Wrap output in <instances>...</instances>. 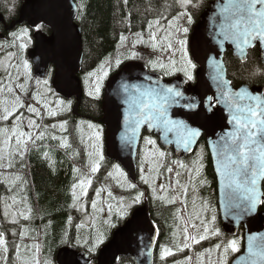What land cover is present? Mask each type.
Returning <instances> with one entry per match:
<instances>
[{
    "label": "snow or ice",
    "instance_id": "snow-or-ice-1",
    "mask_svg": "<svg viewBox=\"0 0 264 264\" xmlns=\"http://www.w3.org/2000/svg\"><path fill=\"white\" fill-rule=\"evenodd\" d=\"M176 2L183 8H187L192 4V0H176ZM125 3H127V0H125ZM184 17H186L188 25L193 23L192 16L187 11H182L171 19H168L166 26L161 24V19L150 20L147 25L148 42L153 50L158 49L162 53L169 52L173 57L177 51L174 47V42L178 44L181 62L184 65L181 70L184 71L188 80H192L193 75L191 70L195 68V65L189 59L187 40L185 38L189 28L179 24V21ZM216 17H218V20L215 22L216 30L213 33V37L220 38L221 43L225 41L232 43L241 56L246 57L247 50L250 47L256 46L255 42H259L260 46L264 48V0H223L216 13ZM37 30H39V26H37ZM22 32L24 35H27L26 29H23ZM160 33H163V35H160ZM135 35L138 40L133 42V47H135L137 42H145L141 33H136ZM125 39L126 37L121 34V43ZM24 47V44L20 45L21 49ZM133 55L135 54L133 53ZM9 57H11V53H9ZM120 63V59H117L116 65L118 66ZM175 65L176 61L170 58V67L163 63H160L159 67L161 69L169 68V71H176ZM156 66V62H153V67L155 68ZM22 67L26 79L23 83H17L21 79L20 65L11 62L5 63L0 60V71L4 73L0 76V121L8 122L11 119L10 128L0 127V168H11L16 156H19L23 160L25 153L28 151V144L35 145L37 141H42L47 135L46 128L41 130V125L37 122L44 118L41 111L33 104L26 105L21 98L22 95L28 92L27 80L30 79L28 62L23 61ZM216 68L218 71L211 77L219 89V95L215 99L225 104L228 124L231 126L230 130L224 132L215 142L216 157L220 166L222 182L229 189L230 204L239 210L237 213L239 217L254 213L258 206L264 204V95L253 94L247 89H240L238 91L229 89L226 86L229 82L224 80L221 74L222 69H220L219 65ZM100 71L102 75L99 76H96V73H89V76H96V80L93 82V91L89 93L96 97H99L102 80L108 75L104 64L100 65ZM36 83L37 85L43 84L47 86L48 80H37ZM17 90L20 94H17ZM49 91L51 90L45 88L41 92L34 93L32 99L37 104H40L47 116L54 117L58 112L49 107L52 103L47 100V93ZM133 92L135 95H129L125 100V103L129 106L130 114V133H126L123 138L125 144L131 145L141 125L147 124L149 128L162 126L166 133L175 130L177 133V145L183 144L184 149L187 151L200 135L199 130L189 128L183 122L170 120L167 116V108L174 102L175 98L181 97L182 93L173 87L161 86L158 81H153L143 90L134 88ZM208 99L209 108H211L213 98L209 97ZM55 103L57 109L67 107L63 100L57 99ZM25 112L30 115H25ZM25 127L28 129L27 131L24 130ZM51 127L56 128V125H51ZM59 127L65 129V123H61ZM88 127L93 129L92 136L89 138L93 142L90 145L86 144V151L87 147L90 146L92 151L87 154L92 161L90 164V174L94 176L99 171L100 161L104 157L101 152V135L98 127L92 124H89ZM52 139H56V137L53 136ZM145 144L152 146L148 152L153 159H151L147 172H145L143 166L145 161L142 159L140 179L152 189L154 198L162 202L166 201L169 204H175L179 201L183 206L185 215L187 216V220L183 221V243H179L178 238L174 240V243L179 251H183L184 249L191 250V245L208 239L210 233L208 222L196 210L195 198H193L192 202L193 212H187L189 188L191 187L193 191L195 190L196 181L193 176V169L188 168L187 165L180 161L172 162L177 165L178 169H183L187 172L188 180L186 183H182L181 177L184 173L174 170L173 167L163 163L167 157V153L156 148V142L149 137H145ZM44 155L47 156L48 154L45 153ZM193 163L197 165L194 171L196 176H198L203 168L202 160L198 158ZM113 169L117 174L116 178L124 177L126 179L125 173L119 165H113ZM161 169L169 174L173 172L175 174L174 177L169 178L168 183L157 185V179L164 178ZM79 172V169L73 168L74 174ZM108 177H113V172H109ZM19 180L20 177L17 176L9 182L8 190L11 191L16 181ZM205 182L203 180L199 181L201 185ZM91 185L92 179L85 175H81L73 183V204L71 207H77V210L82 207V205H78V202L82 197L87 196L88 188ZM132 187H134L133 184H128V188ZM103 190L96 189V197H100ZM21 191H23V188H21ZM143 195V192L138 193L132 198L131 204H126L121 200L119 202L117 218L122 219L126 217L132 204L139 203ZM108 197L112 198L110 191L108 192ZM10 199L12 201L11 204L5 202L4 218L12 224H16L18 218L28 220L31 209L27 207L26 200L23 198L17 199L16 196H12ZM21 203H24V209L13 210L14 205ZM99 204V199H92L91 206L94 212L103 211V208L98 207ZM112 207V204H107L109 217L112 215ZM201 207L206 209L207 204L204 203ZM71 219L70 216L69 223H71ZM177 219H180L179 215H177ZM197 220L199 224L196 223ZM214 221L215 216L212 218V222ZM105 223L109 227H115L114 224H111L110 220ZM76 227L79 229L81 225L78 224ZM177 228H179V225ZM190 228L195 229V232H189ZM201 228L202 232L200 231ZM27 231V229L21 228L18 233L13 232L12 235L16 236L18 234L22 242L26 237ZM212 234H218V231H214ZM173 235L177 237L176 232ZM104 240V234L99 233L91 238L90 245L88 239L84 240V244L89 245L87 250L89 253H92ZM13 244L17 264H40L36 258V254L40 251L38 245H26L15 241ZM221 248L222 251H220ZM33 249H35V253ZM214 250L218 253L215 261L211 259ZM239 251L240 240L234 238L226 244H216L214 249H205L204 252L197 253V264H204L203 257L205 253L209 256L208 264H228L227 256L229 252L237 253ZM8 253L9 247L6 235L4 231H0V257H2L0 264H9L10 258ZM174 254L172 249L162 246L160 258L163 260ZM190 260L191 257H186L184 264H187ZM240 260L244 261L245 264H264V237L258 238L256 235L248 236L246 256L240 257ZM45 264H49V262L45 261ZM85 264H88V262L85 261ZM177 264H181V262H177Z\"/></svg>",
    "mask_w": 264,
    "mask_h": 264
},
{
    "label": "water",
    "instance_id": "water-1",
    "mask_svg": "<svg viewBox=\"0 0 264 264\" xmlns=\"http://www.w3.org/2000/svg\"><path fill=\"white\" fill-rule=\"evenodd\" d=\"M223 0H213L202 13L194 26L190 39L189 51L197 66L195 84L187 85L182 77L165 80L160 75L148 71L145 65L130 62L107 81L101 102L102 119L99 124L105 128V151L109 161L117 163L128 174L131 181L137 178V154L143 132L154 135L165 150H172L178 159L193 154L203 139L207 145L217 183V203L222 231L227 236H235L240 228L244 232L243 251L231 264H245L240 257L246 256L247 238L250 235L264 237V204L258 206L254 213L237 216L238 209L232 207L229 200V189L224 186L220 175V166L216 157L215 142L226 131L230 130L225 104L218 102L219 95L216 82L211 78L222 69L226 85L233 91L247 89L253 94L264 95L263 87L242 86L234 88L228 80L225 67V55L231 53L239 62L246 63L248 52L259 48V61L264 66V48L259 42L247 50L246 57L241 56L232 43H221L214 38L216 13ZM79 9L74 0H25L18 20L5 31L15 26L27 25L34 29L42 26L50 31L35 32L34 47L28 53L34 76L44 79L53 69L52 88L65 100L74 99L76 104L72 111L80 107L83 99V87L80 80L83 63V39L81 28L76 24ZM2 21V18H1ZM153 81L161 86L173 87L182 93L167 108L168 119L183 122L189 128L197 129L200 135L186 151L183 144L176 143V131L165 132L162 126L149 128L141 125L131 145H126L124 137L130 133L129 106L125 100L135 95L134 88L143 90ZM209 97L212 107L209 108ZM191 105V107H189ZM170 141V142H169ZM159 240V232L152 223L148 204L136 209L130 219L116 229L111 239L98 252L96 264H118L121 259H129L133 264H154V254ZM91 264L89 256L75 248L64 247L56 254V264Z\"/></svg>",
    "mask_w": 264,
    "mask_h": 264
},
{
    "label": "trees",
    "instance_id": "trees-1",
    "mask_svg": "<svg viewBox=\"0 0 264 264\" xmlns=\"http://www.w3.org/2000/svg\"><path fill=\"white\" fill-rule=\"evenodd\" d=\"M24 1L25 0H0V22H3L1 21V18L2 20H5L7 24L17 20L19 11ZM74 1L79 9V15L77 18L78 21H76V24L81 28L83 39L82 72H84L85 69L87 72L92 69H98V67L103 62H109V59H112V56L114 54H117L116 48L120 47L118 45L121 43V34H123L125 37H129V35L132 33L142 32L143 30L147 29V25L150 20L161 19L167 21L173 16H176L179 13L178 11L180 10L176 0H127V3H125V0ZM197 1L192 0V4H194L195 6H189L190 9L188 11L192 16L193 23L189 28L187 37H189L192 27L198 21L199 16L203 13V11L207 8L209 2H211L212 0H203L199 6H196L198 4ZM198 7H200V10L198 13H196L195 9ZM1 28L2 24L0 23V31ZM22 30L23 28L21 29V27H19L18 31ZM40 30H42L44 33L49 32L48 29L41 28ZM16 31L17 30L8 35L7 39L10 40L9 43H1V45L4 46V49L15 48L13 46L15 43H18V40L16 39V37H13V35L18 32ZM30 40L32 43L31 37ZM124 64H122L119 68H121ZM225 66L227 70L228 80L231 82L232 87L239 88L242 86H248L250 88H264V66L259 61L258 54L249 52L246 63L242 64L237 59H234L230 53H228L225 56ZM118 69L112 71L109 77ZM149 71L161 75L159 70L156 71L149 69ZM81 77L84 79L86 75H81ZM173 77L164 78L171 79ZM84 93L85 96L81 101L80 107L76 109L75 114L71 112L72 109H69V112L68 110H66L65 117H68L67 124L73 125L79 119H88V121L90 120V122L98 124L99 120L102 119L101 102L103 92L98 100H89L90 98L87 94V91H84ZM44 129L45 128H43L42 130ZM46 130L48 129L46 128ZM51 131L53 134L60 135L55 130ZM56 140H58V143L54 144L52 139L48 140L47 136H45L42 141L36 142V144H39V147L35 149L36 151H29V146L31 145V143H29L28 151L25 153L24 159L21 160L19 156L14 157V160L19 161V164L15 168H11L9 172L12 174V176H19L20 180L17 181V183L19 182V184H23L25 187V194L23 196V199L26 200V203L29 205V207L32 208V217L36 223L34 225L35 231H41V228H45L46 225H53L52 233L49 234V232H47L46 240H50L54 244L56 250L54 256L56 257L57 251L60 248L66 247L61 245L58 246V242L62 238H64V236H66L69 237L67 246L76 247L78 251L86 252L92 259L93 263H95L96 256H94L95 254H90L88 252V246L83 247L75 242V240L78 241L77 235L79 229H77L76 227V220L78 215L76 212V208L71 207V205L73 204L72 185L79 179L77 177V173H73V168H77L86 173L85 171L87 169V166L84 163L86 147L83 146L79 141L77 143L73 141V143L71 142L69 145L71 146V148L68 149L66 147V143L62 141V139ZM152 140L154 139L152 138ZM154 141L158 146L157 141ZM42 145H44V147H42ZM52 147H54L55 150L50 149ZM72 148L76 149L82 155L83 160H77L76 154ZM199 148L205 151L208 164V177L210 178L211 185L215 187L216 190V179L212 170L213 168L211 159L204 140H201L199 142V146L193 154L183 159H178L173 155L171 151H165L164 149L159 147V149L166 152L169 157V159H165L163 163L166 162V165L171 166L174 168V170H179L183 173L184 170L178 169L177 165L173 164L172 162L180 161L185 165L189 164L190 162H192L191 159H193ZM45 153H47L48 155L45 156ZM83 164L85 165V167ZM111 164L112 163L105 157V167L102 168L101 173L99 172L98 175H104L106 170L105 168ZM168 174L169 173L163 170L164 178L161 179V182H159L157 185L161 183H168ZM174 174L175 172L171 173V177H174ZM125 176L126 180L131 184V181L129 180L127 175ZM165 176H167V178H165ZM194 177L196 180L197 178H199V175H195ZM199 187L200 186L197 182L194 191L191 187L189 188L188 195L192 196V198H195L196 192ZM7 194L9 193L5 190V187L0 184V208L1 204L5 205V196ZM148 197L150 200V213L152 218L154 219L155 217L157 219H161L160 221H158L161 244V241L165 236V231L162 228V225L168 218V214L163 213V210L166 209V204H164L159 199L156 200L153 196L152 191L149 192ZM144 199L145 197H143V200ZM70 216L72 218L71 223H69ZM129 216L130 214L125 217V219L119 226L123 225L124 222L129 218ZM9 226H13V224H9ZM4 227V220L0 217V231H6ZM110 238L111 235L108 238L107 242L110 240ZM226 238H228L229 240L236 238L241 242L240 235L236 237ZM159 246L156 249L154 264H160L158 260ZM170 249H172L174 253L177 252V248L175 247V245H172ZM236 255L237 253L233 255L232 259ZM118 264L133 263L129 259H121Z\"/></svg>",
    "mask_w": 264,
    "mask_h": 264
},
{
    "label": "rangeland",
    "instance_id": "rangeland-1",
    "mask_svg": "<svg viewBox=\"0 0 264 264\" xmlns=\"http://www.w3.org/2000/svg\"><path fill=\"white\" fill-rule=\"evenodd\" d=\"M197 1V0H196ZM203 0H198V4L196 6H199L201 4ZM194 5V4H191ZM189 5V6H191ZM180 10L178 11L179 13L182 11H187L189 13V9L190 7L188 6L187 8H183L178 4ZM196 13L199 12L200 7L195 9ZM162 25L166 26L167 25V21L166 22H161ZM179 24L186 26L188 28L191 27V25H188L186 22V17L182 18L179 21ZM28 32V31H27ZM137 33H141L143 38H144V43H139L137 42L135 44V47H133V42L137 41L138 38L135 35L136 33H132L129 35V37H126L125 41L123 43H120L117 49V54H114L112 56V59H109V62H103L102 64L105 65L106 70L108 71V75L107 77H105L102 82H101V88H100V94L99 97L101 96L103 90H104V85H105V81L108 79L109 75L111 74L112 71L118 69L122 64L124 63H128V62H138V63H142L145 64L149 69L152 70H156L161 73V75L165 78L168 77H173V76H181L187 83H193L194 81V74L196 71V66L194 69H192V75H193V79L192 80H188L187 77L184 74V71L181 70L184 65L181 62V54L179 52V45L175 44L174 42V47L177 49L175 56L173 57L171 55V53L169 52H161L158 49L157 50H153L150 43L148 42V28L143 30L142 32H137ZM160 35H163V33H160ZM188 35V33H187ZM13 37H16V39L18 40V43H15L13 47V49H3V46L0 43V54L1 53H7L6 57H3L2 61H4L5 63L11 62L13 64H17L20 65V75H21V79L19 81H17V83H23L24 80L26 79L25 74L23 72V67H22V62L23 61H27L29 64V74H30V79L27 80V87H28V92L27 94L22 95V100L23 102L27 105V104H33L35 107H37L41 113L43 114L44 118L42 120H38L37 122L41 125V130L43 128H47V138L48 140H51L53 136L56 137V139H62V141L66 142V147L68 149L71 148L70 143L73 141L74 142H80L83 146L86 147L87 145H90L93 141L90 140L89 138L92 136L93 133V129H90L88 127L89 124L92 125H96L100 131V135H101V152L102 155L104 157V159L102 161H100V168L99 171L92 176L90 174V164H91V159L88 156V152H91L92 149L91 147H87V151L85 153V158H84V163L87 166L86 169V173H84V171L80 170L79 173H77V177L80 178L81 175H85V176H89L92 179V185L88 188V194L85 197H82L80 199V201L78 202V205H82V207H80L79 210H77L76 208V212H77V225H81V228H79L78 231V241L75 240V242L80 245V246H89L91 244V238L93 236H95L96 234L102 233L105 236V240L102 244L99 245V247H97L95 249L94 252H92L93 254H95L94 256L97 255V252L99 251V249L107 242L108 238L110 237L111 233L113 232V230L118 227L123 220L125 219H118L117 218V212L119 211V202L121 200H123L126 204H131L132 203V198L135 197L138 193L143 192L144 195L146 196V190L147 191H152V189L145 183H143L140 179V165L142 162V159L145 161L144 162V169L145 172H147L149 164L151 162V156L150 153L148 152V150L152 147L151 145H146L145 144V139L143 140L140 149H139V155L137 157V167H138V171H139V175H138V182L137 185L133 184L134 187L132 188H128V184H130L124 177H118L116 178L117 174L114 172L113 169V165H109L107 166V168H105V174L102 176H99L98 173L102 171V168L105 167L104 163H105V155H104V151H103V142H104V133H103V129L100 125H98L97 123L94 122H90V121H82V120H78L76 121L75 124H67V118L65 117V112L66 110L72 109L73 107V102H69L66 101L65 104L67 105V107H64L62 109H57L56 103L55 101L57 99H60L59 97H55L56 95L53 93L52 91V87H51V79H52V73H49L48 76L45 78L48 80V85L44 86L43 84L37 85L38 87L31 90L32 87V83L34 81H37V79L34 78L33 73L31 71V65L27 59V50L30 47V37L27 33V35H24L22 31H18L17 33H15L13 35ZM187 40V51H188V55H189V59H191L190 54H189V50H188V42H189V37H185ZM24 44L25 47L23 49L20 48V45ZM31 49V48H30ZM10 51L12 52L11 54H14V56L9 57V53ZM9 52V53H8ZM130 52V53H129ZM133 53L135 55H133ZM170 58L174 59L176 61V71H169V68H165V69H161L159 67L160 63H163L167 66L170 67ZM120 59L121 63L117 66L116 65V60ZM1 60V58H0ZM192 61V60H191ZM153 62H156V67H153ZM193 63V62H192ZM194 64V63H193ZM86 71V69H85ZM84 71V72H85ZM81 72L80 74V79L82 82V86H83V90L86 92L89 96V100H98L99 97H96L95 95H90L89 93L93 91L94 88V81L96 80V76L102 75V72L100 71V66L98 67V69H92L89 72ZM89 73H96V76H89ZM4 73L2 71H0V76H2ZM81 75H86V77L83 79L81 77ZM43 81V80H42ZM45 88L50 89L51 91H49L47 93V100L51 101L52 103L49 105V107L53 110H57L58 114L54 117H49L47 116V114L45 113L44 109L41 108L40 104H37L33 99H32V95L34 93L37 92H41L43 91ZM17 94H20L19 91L17 90ZM55 95V96H54ZM85 96V93H84ZM86 96V97H88ZM9 99H11V97H9ZM23 111V110H22ZM25 115H30L28 113L25 112ZM72 115V113H71ZM61 123H65V129H61L59 127V125ZM51 125H56V128H52ZM0 127H11V119L8 122H2L0 121ZM25 131H27L28 129L25 127L24 129ZM51 130H55L57 131L60 135L57 134H53ZM56 139H52L54 144L58 143V140ZM14 143V140H13ZM39 144H35V145H30L29 146V151H36L35 149H37L39 146ZM47 145V144H46ZM42 147H44V145H42ZM48 147V146H46ZM156 148L159 149V147L156 144ZM50 149H54V147L50 148ZM73 151L76 154L77 160L81 161L83 160L82 155L74 148H72ZM55 150V149H54ZM197 150V149H196ZM52 151V150H50ZM160 151H163L160 149ZM199 159L202 160L203 163V168L201 169L200 173H199V178H197L195 181V185L199 184V189L196 192L195 195V200H196V210L200 212V215L202 218H204L207 222H208V226L210 228V233L208 236V239L200 241V243L198 244H194L191 245V250L189 249H184L183 251H179L177 249V252L174 255L168 256L165 259H161L160 258V254H161V248L163 247H172V245H175L174 240L178 238L179 243H183V233H182V229L184 227V223L183 221L187 220V216L185 215L183 206L179 203V201L175 204H169L166 201H163L164 204H166V209L163 210V213H167L168 214V218L166 219V221L163 223L162 228L165 231V236L164 239L161 241V244L159 242V254H158V260L160 264H177V262H181V264H184L185 262V258L186 257H191V260L187 262V264H197V253H201L204 252L205 249H214V246L216 244H226L229 239L226 238L222 232H221V227H220V219H219V211H218V204H217V195H216V190L215 187H213L211 185L210 182V178L208 177V164H207V157L205 155V151L202 149H198V151L196 152L195 156L193 157L192 162H190L189 164H187L188 168L193 169V176H195V167L197 166L196 164H194V161H197ZM166 159H169L168 155L166 157ZM188 162V161H187ZM89 163V164H88ZM166 163V162H165ZM19 161L14 160L13 166L11 168H15L16 166H18ZM84 165V164H83ZM85 167V165H84ZM11 168H0V183L5 187V190L9 193L5 196V202H7L8 204H11L12 201L10 199V197L12 196H16L17 199H21L23 198L24 194H25V187L23 184H19V182L15 183V186L12 188L11 191L8 190L9 188V182H11L16 176H12V174L9 172ZM183 170V169H182ZM161 171L163 172V169H161ZM109 172H113V177H108V173ZM169 178L171 177L170 174H168ZM165 178H167V176H165ZM168 178V180H169ZM199 179V180H198ZM161 179H157L156 184H158ZM188 180V176H187V172L184 171V176L181 177V181L182 183H186ZM200 180L206 181L205 183H203L202 185L199 183ZM142 186V190H139L137 188H140ZM21 188H23V191H21ZM104 189L103 191H101L100 197H96V189ZM77 191H79L77 189ZM112 193V198L108 197V192ZM148 192V193H149ZM162 194V193H161ZM131 195V196H130ZM154 196V195H153ZM147 197V196H146ZM148 198V197H147ZM92 199H99L100 200V204L98 205L99 208H103L102 212H94L91 206V201ZM149 199V198H148ZM156 199V198H155ZM143 200V197L141 198L140 201ZM157 200V199H156ZM1 202V201H0ZM193 198L192 196L187 197V212L188 213H192L193 212ZM110 203L112 204V215L111 217H109V213H108V208H107V204ZM206 203L207 204V208L204 209L201 207L202 204ZM137 203L132 204L131 208L128 210V214L131 212L132 208L136 205ZM25 205L24 203L18 204V205H14L13 206V210H20V209H24ZM27 207L31 209L30 212V218L28 220H23L18 218V221L16 224H13V226H9L10 223L8 220H6L4 218V212H5V205L1 204V212H0V217L4 220V224H5V230L4 233L6 235V240L8 242V247H9V264H17L16 258H15V249H14V244L13 242H17V243H23L26 245H38L39 246V253L36 254V258L39 260L40 264H45V261H48L49 264H56L55 263V246L52 243V241H47V232L52 233V226L53 225H46L45 228H41V231H35V227L34 225L35 220H33L32 217V208L29 207V205L27 204ZM177 215H179L180 219H177ZM213 216H215V221L212 222V218ZM10 219V217H9ZM160 219V218H159ZM110 220L111 224H114L115 227H109V225L107 223H105L106 221ZM197 224H199V221H196ZM94 225V226H93ZM179 225V228H177V226ZM21 228H25L27 229V233H26V237L25 239L21 242L19 235L17 234L16 236H13L12 233L13 232H19V230ZM46 231V232H45ZM200 231L202 232V228L200 229ZM214 231H218V234H212ZM176 232L177 233V237H174L173 233ZM189 232H195V229H189ZM69 237L64 236V238H62L59 242H58V246H67L68 244V239ZM88 239L89 240V245H85L84 244V240ZM77 246V245H76ZM72 247V246H69ZM79 247V246H78ZM240 247H241V242H240ZM76 248V247H74ZM222 251V248L221 250ZM33 252L35 253V249H33ZM91 254V253H90ZM236 253H231L229 252L228 256H227V260H228V264L231 263L232 261V257L233 255ZM238 254V252H237ZM218 253L214 250L212 255H211V259L213 261H215L217 259ZM0 259H2V257H0ZM208 260H209V256L207 253H205L204 257H203V261L204 264H208ZM95 264V263H93Z\"/></svg>",
    "mask_w": 264,
    "mask_h": 264
},
{
    "label": "flooded vegetation",
    "instance_id": "flooded-vegetation-1",
    "mask_svg": "<svg viewBox=\"0 0 264 264\" xmlns=\"http://www.w3.org/2000/svg\"><path fill=\"white\" fill-rule=\"evenodd\" d=\"M18 20V19H17ZM17 20H15V21H17ZM3 22H0L1 24H2V28H1V31H0V43H5V44H7V43H9L10 42V40H8L7 38H8V35L10 34V33H12L13 31H15V30H17L18 31V29H19V27H21V29L23 28V29H26L28 32V34H29V36L31 37V39H32V43L30 44V47H29V49L27 50V59H28V52L34 47V39H33V36H34V34H35V32H37V31H39L41 28H43V29H47V28H44V27H42V26H39V30H37V28H34V29H32V28H30V27H28L27 25H22V26H15V28L13 29V30H11V31H9V32H7V31H5V28H6V26L8 27V26H10L12 23H14L15 21H12L11 23H9V24H7L6 23V21L5 20H2ZM16 31V32H17ZM42 31V30H41ZM43 32V31H42ZM45 34H47V35H49L50 34V31L48 32V33H45ZM4 44V45H5ZM31 48V49H30ZM3 49H4V46H3ZM5 50V52H6V49H4ZM10 50V49H9ZM250 52H254L255 54H258V56H259V54H260V51H259V49L258 48H254L253 50H251ZM9 53V52H8ZM10 53H12L11 51H10ZM7 56V53L5 54V53H1L0 54V58H1V60L3 59V57H6ZM12 56H14V54H11V57ZM28 61H29V59H28ZM29 63H30V61H29ZM30 65H31V63H30ZM31 71H32V73H33V67H32V65H31ZM49 73H52V75H53V70H52V68L48 71V73H47V75H46V77L48 76V74ZM34 74V73H33ZM45 80V79H44ZM33 81V83H32V85H31V87H32V89L31 90H33V89H35V88H37L38 86H37V83H36V81H34V80H32ZM51 83H52V79H51ZM52 85V84H51ZM70 102H73V104L75 105L76 104V102H75V100L73 101V100H71ZM73 105V106H74ZM82 120H84V121H88V119H82ZM90 121V120H89ZM103 132H104V129H103ZM143 139H145V137H149V138H155L153 135H149V134H146V132H143ZM142 139V140H143ZM155 140V139H154ZM28 147V146H27ZM211 159V158H210ZM211 164H212V162H211ZM212 168H213V166H212ZM213 170V169H212ZM214 172V171H213ZM214 176H215V174H214ZM215 179H216V177H215ZM217 185V184H216ZM216 190H217V188H216ZM146 202L149 204V206H150V203H149V199H146ZM151 214V213H150ZM151 218H152V216H151ZM152 220H153V222L155 223V225L157 226V228H158V230H159V223H158V221H160L161 219H157V218H155L154 217V219L152 218ZM159 232H160V230H159ZM160 240H161V238H160V236H159V240H158V242H160ZM159 246V243H158V245H157V247Z\"/></svg>",
    "mask_w": 264,
    "mask_h": 264
},
{
    "label": "bare ground",
    "instance_id": "bare-ground-1",
    "mask_svg": "<svg viewBox=\"0 0 264 264\" xmlns=\"http://www.w3.org/2000/svg\"><path fill=\"white\" fill-rule=\"evenodd\" d=\"M163 16V15H162ZM78 21V20H77ZM129 24V23H128ZM110 54V53H109ZM199 146V145H198ZM107 168V167H106Z\"/></svg>",
    "mask_w": 264,
    "mask_h": 264
}]
</instances>
